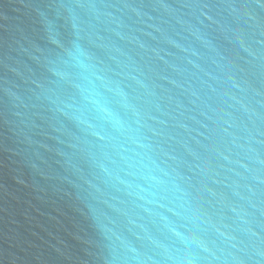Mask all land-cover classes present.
I'll list each match as a JSON object with an SVG mask.
<instances>
[{
	"label": "water",
	"instance_id": "obj_1",
	"mask_svg": "<svg viewBox=\"0 0 264 264\" xmlns=\"http://www.w3.org/2000/svg\"><path fill=\"white\" fill-rule=\"evenodd\" d=\"M189 260L264 264V0H0V264Z\"/></svg>",
	"mask_w": 264,
	"mask_h": 264
},
{
	"label": "clouds",
	"instance_id": "obj_2",
	"mask_svg": "<svg viewBox=\"0 0 264 264\" xmlns=\"http://www.w3.org/2000/svg\"><path fill=\"white\" fill-rule=\"evenodd\" d=\"M92 103L96 106V109L98 113L100 114V119L110 124L112 128L117 132H122L124 130V124L121 122L119 117L115 115L105 104L101 103L100 100H93ZM148 179H150L152 183L155 184L156 186H160L163 184V181L157 179L155 176H150L148 177ZM174 235H180V234L174 232ZM185 238L190 241L194 239L191 236H186ZM187 264H193V261L189 260Z\"/></svg>",
	"mask_w": 264,
	"mask_h": 264
}]
</instances>
